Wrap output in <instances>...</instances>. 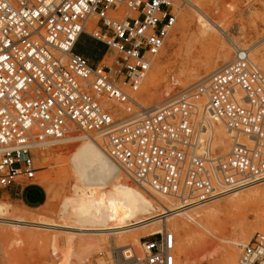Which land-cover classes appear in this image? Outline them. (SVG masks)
<instances>
[{
    "label": "built area",
    "instance_id": "built-area-1",
    "mask_svg": "<svg viewBox=\"0 0 264 264\" xmlns=\"http://www.w3.org/2000/svg\"><path fill=\"white\" fill-rule=\"evenodd\" d=\"M179 8L175 0H0V191L32 183L39 149L91 131L102 134L103 151L130 178L182 207L264 181V73L247 48L234 46L205 83L118 123L143 109L135 94ZM81 33L115 59L93 66L75 53ZM107 100L126 114H113ZM212 119L230 133L224 156L199 141ZM176 247L175 233L163 230L141 237L138 248L110 246L97 258L176 264ZM238 264H264V238L240 244Z\"/></svg>",
    "mask_w": 264,
    "mask_h": 264
},
{
    "label": "rangeland",
    "instance_id": "rangeland-1",
    "mask_svg": "<svg viewBox=\"0 0 264 264\" xmlns=\"http://www.w3.org/2000/svg\"><path fill=\"white\" fill-rule=\"evenodd\" d=\"M175 1L180 8L174 28L135 94L147 112L206 82L232 58L234 46L247 48L250 58L264 73V0ZM203 26L206 34L200 32ZM115 57L111 50L104 63H111ZM151 75L154 79L150 83ZM118 108L115 114L122 113L123 106ZM134 118L128 116L118 123ZM87 134H83L85 138L67 137L50 144L45 152L37 151L32 185L24 182L0 191V204L12 210L9 217L41 226L11 228L0 224L2 264H92V259L102 264L98 251L131 245L134 240L138 241L134 244L138 248L141 237L171 230L162 220L182 217L183 210L192 213L203 209L209 213L208 230L193 225L191 233L178 232L177 247L183 238L190 240L188 264H227L226 249L233 247L238 257L240 244L231 241L238 240L239 235L242 243L257 236L264 238V181L209 202L182 207L173 198L144 190L124 172L125 176H121L116 163L102 149L103 138L101 143L96 137L101 133ZM207 139L214 155L229 152L232 140L218 119L209 122ZM30 187L38 191L29 190ZM132 187L139 190L140 198L144 195L150 200L149 204L155 205V212L159 213L138 219L140 198L132 195ZM40 194L42 199L36 206L20 199L25 196L29 200ZM9 231L22 232V239L10 238ZM213 249H217L213 257L204 256Z\"/></svg>",
    "mask_w": 264,
    "mask_h": 264
},
{
    "label": "bare ground",
    "instance_id": "bare-ground-1",
    "mask_svg": "<svg viewBox=\"0 0 264 264\" xmlns=\"http://www.w3.org/2000/svg\"><path fill=\"white\" fill-rule=\"evenodd\" d=\"M204 21H205V19H204ZM200 22V21H199ZM202 23V22H201ZM207 23V22H206ZM213 27V26H212ZM200 32L202 33V34H206L207 33V29L203 26V27H201V29H200ZM158 55V54H157ZM158 66V65H157ZM156 66V67H157ZM151 67H152V65H151ZM156 70V69H155ZM157 72V74H158V71H156ZM153 73V72H152ZM154 75H155V77H156V74L154 73ZM153 77H152V75H151V79H150V83L151 82H153ZM205 83V82H204ZM108 104H109V107H108ZM106 105H107V107L109 108V110L113 113V114H115L114 112H115V110L116 111H118V105H120V107L122 108V105L121 104H118V103H116V102H113V101H109V100H107L106 101ZM198 105H202V101H199L198 102ZM157 108V107H156ZM153 111V110H152ZM149 112H151V111H149ZM149 112H147V111H145L144 109H142L140 112H137L136 114H135V116L134 117H138V116H140V115H143V114H147V113H149ZM123 113H125V110L122 108V113L121 114H123ZM116 115V114H115ZM118 115H120V113L118 114ZM220 122H222L220 119H218ZM124 121H126V120H124ZM128 121H130V120H128ZM223 123V122H222ZM207 133H208V124L207 125H205V131L202 133V131H201V133H199V135H198V137H199V141L200 142H202V141H204V139H207ZM228 134H229V136H230V133H229V131H228ZM87 135H89V134H87ZM77 137V136H76ZM85 138V137H87V136H85V135H81V136H78L77 138ZM96 137L97 138H99L100 139V141H101V138H103V136H102V134H96ZM230 140H231V137H230ZM240 141H241V139H240ZM101 143H102V141H101ZM103 144V143H102ZM219 144V143H218ZM231 145H232V141H231ZM51 145H48L47 147H45L44 149H39L38 151H40V152H45L49 147H50ZM117 165V164H116ZM118 170L121 172L120 174H121V176H125L124 174H123V170L122 169H120L119 167H118ZM125 173V172H124ZM126 174V173H125ZM127 175V174H126ZM128 176V175H127ZM129 177V176H128ZM135 183H137V184H139V186H141L144 190L146 189V190H148V191H151L150 189H149V187L145 184V183H141V182H139V181H135ZM128 185V184H127ZM146 187V188H145ZM131 193H132V195H134V196H136L137 198H140L139 197V190L137 189V188H135V187H132L131 188ZM263 192V191H262ZM264 194V193H263ZM166 197V196H165ZM170 198V197H169ZM140 200V206H139V208L137 209V212L139 213V217H138V219H142V218H147V217H150V216H153V215H155V214H157V213H159V212H155V205L153 206L152 204H149L150 203V200H149V202L147 201V198L144 196V195H142V197L139 199ZM176 201V200H175ZM0 202H1V199H0ZM177 202V201H176ZM181 206V205H180ZM185 207V206H184ZM15 210V209H14ZM18 210V209H17ZM141 211H143V215H140L141 214ZM8 212H10L11 214H12V210L11 211H9V209H8V207L7 206H5V205H2V204H0V224L1 225H3V226H9V227H11V228H17V227H21V226H26L27 224H32V223H30V222H27L26 220H17V219H15V218H12V217H9L8 216ZM19 214V213H18ZM180 215H182V217L180 216V217H178V216H173V217H170V218H165V219H163L162 220V222H165L166 223V225H168L169 226V228H171V230L175 233V236L176 237H178L179 235H178V232H180V231H189L190 230V228L193 226V225H197L199 228H203V229H205V230H208L210 227L208 226V219H209V213L208 212H206L205 210H197V211H194V212H192V213H188V210H183L182 212H181V214ZM10 216H12V215H10ZM159 221V220H158ZM209 222H210V220H209ZM32 225H34V226H38V227H41L40 225H36V224H32ZM54 225V224H53ZM52 225V226H53ZM43 227V226H42ZM193 228V227H192ZM191 231V230H190ZM189 231V232H190ZM191 233V232H190ZM22 232H16L15 233V231H9L8 233H7V235H10V236H7V237H10V238H14V240H20V239H22ZM189 235V234H188ZM119 236V235H118ZM121 236V235H120ZM117 237V236H116ZM241 237L242 236H238V240H236V241H231V242H234V244L235 245H237V244H244V243H242L243 241L241 240ZM120 237H117V241H118V239H119ZM192 238V237H191ZM190 239V238H189ZM234 239V238H233ZM99 242L101 241V239H99L98 240ZM119 241H120V239H119ZM189 241L190 240H188V239H184L183 238V241L182 242H180V244H179V246L177 247V249H176V251H177V262H176V264H188V259H189V255H190V253H191V248H190V243H189ZM134 244H138V241L137 240H134V242H133V244H131V245H133L134 246ZM232 245V244H231ZM231 245H230V247H231ZM135 247V246H134ZM217 252V249H213V250H211V251H208V252H206V254L204 255L205 257H207L208 259L209 258H211V257H213L214 255H215V253ZM226 253V255H225V258H226V263L227 264H238V257H237V255H236V253H235V251L233 250V247L232 248H229V249H226V251H225Z\"/></svg>",
    "mask_w": 264,
    "mask_h": 264
},
{
    "label": "crops",
    "instance_id": "crops-1",
    "mask_svg": "<svg viewBox=\"0 0 264 264\" xmlns=\"http://www.w3.org/2000/svg\"><path fill=\"white\" fill-rule=\"evenodd\" d=\"M73 51L75 53H78L86 57L89 63L93 66L103 63L107 59V57L111 54V50L108 49V47L104 43L92 38L90 35L86 33H81L79 35L75 43V46L73 48ZM29 185H32V183L27 184L26 186H29ZM10 187H14V186L12 185ZM29 190L38 191V189L35 187H30ZM20 191L14 192V194H20L21 193ZM20 199L22 200V202L25 199L27 203L29 204V206H36L41 202L42 195L40 194V196L38 197L34 196L30 198L29 200L25 196H20Z\"/></svg>",
    "mask_w": 264,
    "mask_h": 264
}]
</instances>
